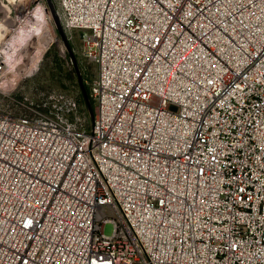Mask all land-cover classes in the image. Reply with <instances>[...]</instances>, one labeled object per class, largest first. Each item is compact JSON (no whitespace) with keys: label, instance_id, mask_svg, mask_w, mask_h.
Here are the masks:
<instances>
[{"label":"built area","instance_id":"built-area-1","mask_svg":"<svg viewBox=\"0 0 264 264\" xmlns=\"http://www.w3.org/2000/svg\"><path fill=\"white\" fill-rule=\"evenodd\" d=\"M56 4L94 117L0 109V264H264V0Z\"/></svg>","mask_w":264,"mask_h":264},{"label":"rangeland","instance_id":"rangeland-1","mask_svg":"<svg viewBox=\"0 0 264 264\" xmlns=\"http://www.w3.org/2000/svg\"><path fill=\"white\" fill-rule=\"evenodd\" d=\"M53 1L57 5L56 0ZM21 4L26 13L20 9ZM46 8L45 0H0V52L5 54L9 64V72L4 76L9 89L0 90L2 110L21 114L26 111V105L40 108L57 105L44 103L54 94L62 100L84 101L69 53ZM65 32L94 112L95 102L89 94V86L96 75V66L81 54L79 32L76 29ZM85 117L76 113L73 119L82 121L86 127L91 117L88 112ZM103 229L110 234L112 223H105Z\"/></svg>","mask_w":264,"mask_h":264},{"label":"water","instance_id":"water-1","mask_svg":"<svg viewBox=\"0 0 264 264\" xmlns=\"http://www.w3.org/2000/svg\"><path fill=\"white\" fill-rule=\"evenodd\" d=\"M45 1H46V4H47L46 10H48V12L50 13L51 18L53 20V23H54V25H55L58 33H59V36L62 39V41H63V43H64V45H65V47L67 49V52L69 53L70 60L72 62V65H73V68H74V71H75V74H76V77H77V82H78L79 88L81 90L84 103L86 105V108L88 110V113H89L91 119L93 120L94 112H93V109L91 107L89 97H88V95L86 93V89L84 87L83 78H82V75H81V72H80V69H79V66H78V62L76 60V57H75L73 51L71 50V48L69 46L68 38H67V35H66V32H65V29H64V27H63V25L61 23V19L59 17L56 5L54 4L53 0H45Z\"/></svg>","mask_w":264,"mask_h":264},{"label":"bare ground","instance_id":"bare-ground-1","mask_svg":"<svg viewBox=\"0 0 264 264\" xmlns=\"http://www.w3.org/2000/svg\"><path fill=\"white\" fill-rule=\"evenodd\" d=\"M24 7L22 6V4L20 5V9H23ZM19 9V10H20ZM17 45V44H16ZM10 50V49H9ZM9 50H8V52H9ZM10 52H12V51H10ZM9 54V53H8ZM11 56H12V54H10ZM15 56V55H14ZM6 57H7V54H6Z\"/></svg>","mask_w":264,"mask_h":264},{"label":"trees","instance_id":"trees-1","mask_svg":"<svg viewBox=\"0 0 264 264\" xmlns=\"http://www.w3.org/2000/svg\"><path fill=\"white\" fill-rule=\"evenodd\" d=\"M57 59H58V57H57ZM91 104V103H90ZM84 105H85V103H84ZM86 106V105H85ZM91 107H92V105H91Z\"/></svg>","mask_w":264,"mask_h":264}]
</instances>
